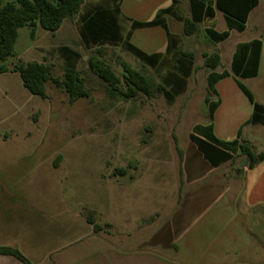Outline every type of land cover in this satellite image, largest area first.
<instances>
[{
	"label": "rangeland",
	"instance_id": "obj_1",
	"mask_svg": "<svg viewBox=\"0 0 264 264\" xmlns=\"http://www.w3.org/2000/svg\"><path fill=\"white\" fill-rule=\"evenodd\" d=\"M6 1L15 0H0ZM180 1L177 13L189 16L188 0ZM93 2L104 0H83L79 11L66 17L55 31L39 24L21 26L12 55L0 60L8 68L0 72V193L13 190L23 203L94 198L102 214L112 211L116 217L119 209L112 208L111 195H121L126 202L121 205L122 216L130 217L132 228L139 223L142 228L124 240L128 247L138 246L167 264H264V205L248 207L242 198L244 187L236 192L235 200L225 192L219 195L218 189L203 186L197 194L189 189L192 171L204 174L211 168L189 138L196 123L209 121L206 76L210 69L203 64V53L217 50L221 61L215 70H230L236 42L252 36L264 38V28L256 31L251 24L216 43L205 29L226 28L221 12L199 23L198 31L190 36L181 31L182 22L174 20L171 28L181 35L180 48L195 54L186 91L173 102L158 92L124 98L110 95L106 83L90 70L91 55H100L118 75L123 73L121 62L126 61L153 85L161 81V74L121 46L105 45L100 51L84 47L77 29L79 15ZM258 16L264 19V7ZM62 44L82 56L78 69L89 90V96L73 104L52 80L46 83L47 97L42 98L32 94L19 73L11 70L15 64L36 60L49 64L53 77H62L64 63L56 49ZM243 83L258 102L264 100L259 80L247 78ZM218 92L212 97H221ZM251 133L264 137V126H251L246 135L251 137ZM241 159L233 160L242 166ZM180 170L184 184L178 203ZM41 186L52 188L42 193L38 191ZM193 193L198 197L192 201ZM99 221L104 225V220Z\"/></svg>",
	"mask_w": 264,
	"mask_h": 264
},
{
	"label": "trees",
	"instance_id": "obj_2",
	"mask_svg": "<svg viewBox=\"0 0 264 264\" xmlns=\"http://www.w3.org/2000/svg\"><path fill=\"white\" fill-rule=\"evenodd\" d=\"M121 1L93 2L84 9L79 15L77 26L82 43L87 49L96 47L99 51L105 45L121 46L143 64L160 73L161 81L153 85L144 73L133 68L126 61L121 62L123 73L118 75L97 54L89 57V68L106 83L107 90L112 96L132 98L139 93L151 96L153 92H158L162 93L168 102H173L177 96L186 91L189 77L195 68V54L193 51L180 48L181 35L169 29L166 16L170 15L181 21L183 34L190 36L198 31L199 23L213 18L216 10L221 11L227 29L217 30L213 26L205 29L209 40L217 43L227 39L231 30H244L249 12L258 4V0H189V16H180L177 13L179 0H170V4L159 8L152 18L141 21L125 16L121 11ZM82 4L83 0L0 2V60L4 61L12 55L18 29L21 26L35 27L39 24L46 30L55 31L66 17L78 12ZM153 25H161L166 31L167 46L162 53H147L131 42V35L135 28ZM31 35H33V29ZM261 46L262 38L238 42L232 53L230 70L220 72L215 70L221 61L220 53L217 50L203 53V64L210 69L206 76L208 88L206 104L209 121L196 123L189 133V138L212 166H218L223 162L233 160L236 156H241L242 159L247 158L245 167L252 168L264 159V153L257 152L254 145L241 136V128L233 139L222 140L214 134L211 123L214 111L220 102L218 97H212L217 95L215 85L222 78L233 74L236 76L239 88L252 105L251 115L243 125L264 124V104L258 102L251 90L239 79L254 77L258 74ZM56 49L64 63L62 77H53L49 64L36 60L15 64L11 70L19 73L23 85L32 94L46 98V83L52 80L56 86L65 90L68 103L73 104L80 97L89 96V90L78 69V62L82 56L77 50L65 44L57 46ZM6 70L8 68L1 63L0 72ZM122 83L125 87H122ZM88 220L95 230L100 228L91 218L88 217ZM0 254L13 255L24 264H36L17 248L0 246Z\"/></svg>",
	"mask_w": 264,
	"mask_h": 264
},
{
	"label": "crops",
	"instance_id": "obj_3",
	"mask_svg": "<svg viewBox=\"0 0 264 264\" xmlns=\"http://www.w3.org/2000/svg\"><path fill=\"white\" fill-rule=\"evenodd\" d=\"M179 3H181L180 0ZM169 4L170 0H122L120 7L125 16L143 21L152 18L159 8ZM263 7V0H258V4L248 14L245 29L240 32L245 31L251 24L256 31L264 28V19L259 20L258 16L261 14ZM218 12L221 11L216 10L215 16H217ZM174 20H176L174 17L166 16L169 29L172 32L179 33L171 28L174 25ZM224 29H227V26L220 30ZM232 31L234 30L230 31L229 36ZM253 38L262 37L260 35L252 36L238 42L248 41ZM131 42L147 53H162L167 46L166 31L161 25L135 28L131 35ZM248 78L259 80L264 87V38H262L258 74ZM239 79L243 82V79L247 78ZM215 87L217 90L216 96L219 95L218 91L222 95L218 97L220 102L211 119L214 134L222 140H231L237 136L238 130L241 128V136L250 141L257 152L264 153L263 134L253 136V133H251V137L246 135V130L251 126H264V124L243 125L251 115L252 105L239 88L236 76L230 74L222 78L216 83ZM259 102L264 104V100H259ZM209 165L211 168L207 169L204 174H199L196 170L192 171V174L190 173V193L194 192L197 194L198 190L205 186L209 187L210 190L218 189L219 195L221 192H225L228 194V198L235 200L236 192L244 187L245 191L242 198L248 207L264 205V159L257 162L252 168L239 166L234 160L223 162L218 166H212L210 163ZM240 167L243 168L240 169ZM183 184L184 180L180 170L179 187L177 189L178 203L182 199L180 193ZM41 187L38 191L42 193L50 192L52 188ZM1 188L3 189V187ZM2 189H0V192ZM5 192V195L0 193V246L19 249L33 263L167 264L163 259L139 249L138 246L135 248L127 246L124 240L131 239L132 234L136 230H142V228L140 223L136 229L132 228L129 226V223H132L130 217L122 216L125 213L120 209H122L123 205H126V202L123 201L121 195H111L112 208L119 209L116 217L112 211H109L107 216L102 214L101 209L97 208V200L94 198H90L89 201L78 200L71 202L62 198L57 201H47L46 203L43 201L23 203L16 198L17 196H15L13 190H5ZM58 192H61V190ZM120 192H123V190ZM197 197L198 195L194 194L191 200L193 201ZM92 213H95V219ZM102 215L106 217L102 218ZM88 217L100 226L98 230L93 228V224L89 222ZM99 219L104 220V225L101 224ZM111 237L117 238L118 241L112 240ZM0 264L24 263L13 255L0 254Z\"/></svg>",
	"mask_w": 264,
	"mask_h": 264
},
{
	"label": "water",
	"instance_id": "obj_4",
	"mask_svg": "<svg viewBox=\"0 0 264 264\" xmlns=\"http://www.w3.org/2000/svg\"><path fill=\"white\" fill-rule=\"evenodd\" d=\"M246 163H247V158H244L243 161H242V163H241V165H242V166H245Z\"/></svg>",
	"mask_w": 264,
	"mask_h": 264
}]
</instances>
